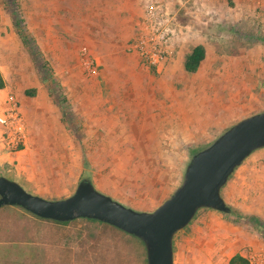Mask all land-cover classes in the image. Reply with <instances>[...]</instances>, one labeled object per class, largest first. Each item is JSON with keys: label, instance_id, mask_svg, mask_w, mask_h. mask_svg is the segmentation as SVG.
I'll return each instance as SVG.
<instances>
[{"label": "rangeland", "instance_id": "rangeland-1", "mask_svg": "<svg viewBox=\"0 0 264 264\" xmlns=\"http://www.w3.org/2000/svg\"><path fill=\"white\" fill-rule=\"evenodd\" d=\"M106 1L16 0L52 77L41 80L18 36L0 50V175L45 199L64 198L88 178L121 204L152 211L179 185L192 151L264 108V43L254 40L264 25L235 0L201 1L195 16L180 0H160L175 47L155 69L129 48L150 0L132 2L131 18ZM0 8L11 21L2 0ZM199 40L204 59L185 72L182 56ZM236 70L247 72L242 81ZM10 116L20 118L22 137L7 145ZM220 195L229 211L198 209L173 234L172 264H228L239 253L249 264L264 263V231L238 217L264 226V147L233 169ZM0 264H145V254L137 238L111 225L82 218L59 224L4 205Z\"/></svg>", "mask_w": 264, "mask_h": 264}, {"label": "water", "instance_id": "water-1", "mask_svg": "<svg viewBox=\"0 0 264 264\" xmlns=\"http://www.w3.org/2000/svg\"><path fill=\"white\" fill-rule=\"evenodd\" d=\"M262 147L264 109L237 120L210 145L192 154L179 185L152 211L127 207L86 179L79 180L64 198L45 199L2 175L0 207L19 206L38 218L57 222L88 218L106 223L141 241L145 264H172L173 234L200 208L229 211L220 188L249 153Z\"/></svg>", "mask_w": 264, "mask_h": 264}, {"label": "built area", "instance_id": "built-area-1", "mask_svg": "<svg viewBox=\"0 0 264 264\" xmlns=\"http://www.w3.org/2000/svg\"><path fill=\"white\" fill-rule=\"evenodd\" d=\"M189 1V0H187ZM160 0H150L136 23L135 34L129 41V48L147 66L162 67L174 51L175 32L168 26V17L160 7ZM5 143L12 145L21 140L20 118L10 116L6 122Z\"/></svg>", "mask_w": 264, "mask_h": 264}, {"label": "trees", "instance_id": "trees-1", "mask_svg": "<svg viewBox=\"0 0 264 264\" xmlns=\"http://www.w3.org/2000/svg\"><path fill=\"white\" fill-rule=\"evenodd\" d=\"M2 4L4 7L7 8L9 15H10L11 24H12L15 32L17 33V36H18L20 42L25 47L26 51L32 57V60L35 64V67L38 71V74H39L41 80L50 82L51 77H52L50 68L47 66L46 62L42 60V57H41L39 51L37 50L35 44L33 43L32 39L28 36L27 31L23 28L22 22H21L22 20L17 15L16 0H2ZM261 39L264 40V38H262V37H257L254 40H261ZM204 54H205L204 48L201 45L197 44V45L192 46L190 48V50L184 55L183 62H182L183 70L185 72H188V73L194 72L197 69V66L199 65V63L204 58ZM2 87H3V81L0 77V88H2ZM27 92L29 94L30 93L32 94L33 89H31L30 91H27ZM211 143H209V144H207V145H205L199 149L192 151V154H194L195 152H197L201 149H204L205 147H207ZM84 179L88 180V178H84ZM238 217L245 218V219L247 218V220L251 223L252 226H254L257 229V231L259 233H263L264 226L257 223L255 221L256 220L255 217H252V216L248 217V216H243V215H238ZM82 220L89 221V222L101 223L102 225L110 226L106 223H102V222H99V221H96L93 219L82 218ZM51 221H53V220H51ZM53 222H56L59 224H67L70 221H64V222L53 221ZM139 242L141 243V241H139ZM227 263L228 264H249L248 260L239 254L232 255L228 259Z\"/></svg>", "mask_w": 264, "mask_h": 264}, {"label": "crops", "instance_id": "crops-1", "mask_svg": "<svg viewBox=\"0 0 264 264\" xmlns=\"http://www.w3.org/2000/svg\"><path fill=\"white\" fill-rule=\"evenodd\" d=\"M106 1V0H105ZM117 2L119 5L117 6V8H119V9H122V10H124V11H127L129 14V16H128V18L130 17H134L133 16V14H131V12H133L131 9H130V5H131V3L132 2H135L136 0H107L106 2ZM168 1V0H167ZM169 1H173V0H169ZM175 1H179V0H175ZM181 1V5H183V4H185V8H186V13H190L192 16H195V15H197L198 14V11L200 12V7L199 6H202V4H200V2L202 1L203 3H204V1L205 0H189V1H187V0H180ZM235 2H238V3H240V4H242L241 6H242V8H244L245 10H242V12L244 13V14H251V16H253L254 17V19H256L255 21H256V25H258V27H261V26H263L264 25V0H235ZM108 5H109V3H108ZM204 5V4H203ZM254 6L255 7H257V9H254ZM195 8V9H197V10H194V11H189V8ZM109 9H110V7H108ZM113 8H115V7H113ZM189 11V12H188ZM124 18V17H123ZM128 24H129V22H128ZM126 25V24H125ZM132 27V26H131ZM131 27H128V31H126V32H132L131 31ZM16 33H15V31H14V29H13V27L11 26V21H9V19H8V17H7V15L6 14H4V12L2 11V9L0 8V50L1 51H4V50H6V48H7V41H8V39H10L11 41L12 40H15L16 41ZM260 37H262V38H264V36H260ZM179 42H181V40H179ZM255 42L257 43V42H261V43H264V40L263 39H261V40H255ZM197 44H199V45H201L203 48H204V53H205V45L203 44V42H201V40H199L198 42H196L195 44H193L192 46H194V45H197ZM191 46V47H192ZM190 47V48H191ZM190 48H188L187 49V51L185 52V54L190 50ZM184 54V55H185ZM184 55L182 56V59H181V61H180V64L182 65V62H183V58H184ZM205 55V54H204ZM176 60H177V57L175 58ZM204 59V58H203ZM215 59V58H214ZM216 60V59H215ZM226 64V63H225ZM243 64V63H242ZM199 65H200V63H199ZM199 65L197 66V69L199 68ZM228 65V64H227ZM230 65V66H229ZM228 66H229V68H228V70H231V68H233L234 69V65L232 64H229ZM163 66V65H162ZM224 66L225 65H221V70L224 68ZM247 64H245V70L247 71V70H250V68H247ZM216 70V71H215ZM228 70H226V69H223V71H225V72H228ZM196 71V70H195ZM213 71H215V72H218V68H216V69H214ZM236 71H238V70H236ZM241 72V71H238V74H239V77H240V81H242V76H246V74H247V72ZM3 67H2V65H1V63H0V77H1V79H2V81H3ZM223 78H225V75L223 76ZM3 84H4V82H3ZM5 87L6 86H4V87H2V88H0V90H4L5 89ZM241 95H243V96H245V95H251V91H246V90H239V92H238V94H237V96H241ZM251 104V103H250ZM250 104H245L244 106H246V107H248ZM244 106H242L241 108H244ZM260 106V102L259 103H257L254 107L253 106H249V108H251L250 110H252V109H255V108H257V107H259ZM264 109V108H263ZM263 109H260V110H255V111H251V114H253V113H257V112H260V111H262ZM251 114H249V115H251ZM248 116V115H247ZM244 117H246V116H244ZM243 118V117H242ZM241 119V118H240ZM239 120V119H238ZM237 121V120H236ZM235 121V122H236ZM233 124V123H232ZM231 124V125H232ZM229 127V126H228ZM227 127V128H228ZM239 255H241V256H244L242 253H239ZM245 258V257H244ZM250 262V261H249ZM250 264H252V263H250ZM257 264V263H256ZM260 264H264L263 263V261L261 260L260 261Z\"/></svg>", "mask_w": 264, "mask_h": 264}]
</instances>
